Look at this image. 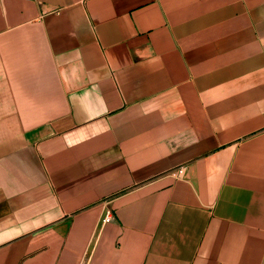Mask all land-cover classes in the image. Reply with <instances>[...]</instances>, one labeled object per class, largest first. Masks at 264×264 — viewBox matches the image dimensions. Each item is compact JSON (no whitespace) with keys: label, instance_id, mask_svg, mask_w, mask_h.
I'll use <instances>...</instances> for the list:
<instances>
[{"label":"crops","instance_id":"0c3cea01","mask_svg":"<svg viewBox=\"0 0 264 264\" xmlns=\"http://www.w3.org/2000/svg\"><path fill=\"white\" fill-rule=\"evenodd\" d=\"M0 264H264V0H0Z\"/></svg>","mask_w":264,"mask_h":264},{"label":"built area","instance_id":"2783aa9c","mask_svg":"<svg viewBox=\"0 0 264 264\" xmlns=\"http://www.w3.org/2000/svg\"><path fill=\"white\" fill-rule=\"evenodd\" d=\"M185 167L184 166H181L176 172H175V175L176 176H183L184 173H185ZM112 219V214H111V211L110 210H107L106 211V214L104 216V218L102 219V222L103 223H106V222H110V220Z\"/></svg>","mask_w":264,"mask_h":264}]
</instances>
